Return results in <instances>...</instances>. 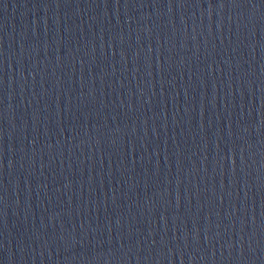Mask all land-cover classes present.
<instances>
[{
    "label": "water",
    "instance_id": "95a60500",
    "mask_svg": "<svg viewBox=\"0 0 264 264\" xmlns=\"http://www.w3.org/2000/svg\"><path fill=\"white\" fill-rule=\"evenodd\" d=\"M0 264H264V0H0Z\"/></svg>",
    "mask_w": 264,
    "mask_h": 264
}]
</instances>
